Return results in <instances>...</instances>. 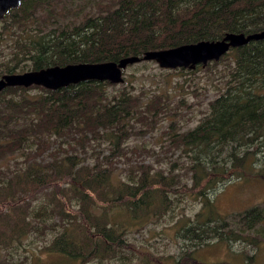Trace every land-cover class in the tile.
Here are the masks:
<instances>
[{"label": "trees", "instance_id": "obj_1", "mask_svg": "<svg viewBox=\"0 0 264 264\" xmlns=\"http://www.w3.org/2000/svg\"><path fill=\"white\" fill-rule=\"evenodd\" d=\"M260 29L264 0H22L0 18V74ZM197 66L220 71L222 87L191 126L163 93L135 91L124 77L0 89V264H87L126 250L149 264H220L194 253L264 243V203L227 213L211 197L231 176L264 179L252 167L264 164V37ZM151 133L161 149L151 161L140 157L146 148L126 147L131 135ZM183 197L199 207L173 221L175 255L127 240ZM28 236L39 246L30 257L18 249Z\"/></svg>", "mask_w": 264, "mask_h": 264}, {"label": "rangeland", "instance_id": "obj_2", "mask_svg": "<svg viewBox=\"0 0 264 264\" xmlns=\"http://www.w3.org/2000/svg\"><path fill=\"white\" fill-rule=\"evenodd\" d=\"M14 50L17 51V49ZM21 62L24 63L26 60L23 59ZM22 66L26 69L24 64ZM17 70L21 69L18 68ZM220 74V71L214 69L211 72L206 71L205 66H197L193 72L172 71L171 69L159 67L152 60H141L130 63L126 65L122 72L124 78L132 79L135 91H138L140 87L147 95L151 91L163 93L167 98V104L179 109V114L176 117L185 126H191L195 123L205 112L207 101L221 89ZM139 84L142 85L139 86ZM166 117L167 114H164L161 118H158L159 121L152 133L157 132L163 125V120ZM152 133L150 135H131L127 140L126 147L135 146L139 148L142 146L146 148L145 151H140L142 153L140 157L145 159V161H151L153 158L152 152H160L161 150L160 147L154 145L155 139ZM175 155L176 153H173L172 157ZM257 155L258 153L254 152V156L257 157ZM140 157L138 154H135L132 164L134 160H138ZM115 165L117 169L114 173L118 174L122 168V164L117 162ZM259 166L264 168V164H261L258 158L254 159L252 167L256 169ZM211 197L218 209L227 213L239 211L251 204L264 203V179L261 180L253 176L247 178L231 176L214 188ZM198 207V201L187 197L176 199L174 200L172 209L162 218L158 221L145 224L139 231H134L132 228L126 234V238L140 251L162 254L172 253L175 255L179 250L181 241L174 236L173 221L181 214H191ZM259 244L258 247H252L244 243H231L229 250L217 245H210L208 246V250L202 248L196 251L194 255L206 262L212 263L264 264V243L260 242ZM241 248H243L242 254L239 253ZM18 249L28 257L32 255L31 252L37 254L39 251L38 239L36 240L28 236L23 239V243ZM139 255L140 258L138 259L132 252L126 250L123 254H119L113 258L100 261L94 259L87 262V264H149L146 261L145 255L142 253ZM245 255H249V257L246 258ZM43 258L47 260L48 257L44 255Z\"/></svg>", "mask_w": 264, "mask_h": 264}, {"label": "water", "instance_id": "obj_3", "mask_svg": "<svg viewBox=\"0 0 264 264\" xmlns=\"http://www.w3.org/2000/svg\"><path fill=\"white\" fill-rule=\"evenodd\" d=\"M20 0H0V17L9 7H14ZM264 37V29L251 32L226 31L216 39H201L164 48L146 49L141 55H123L116 60L77 61L54 64L37 69H26L0 74V89L8 85H41L57 88L81 80H107L117 83L122 81V69L132 62L153 60L161 68L188 67L198 63L205 65L209 60H216L231 46Z\"/></svg>", "mask_w": 264, "mask_h": 264}, {"label": "flooded vegetation", "instance_id": "obj_4", "mask_svg": "<svg viewBox=\"0 0 264 264\" xmlns=\"http://www.w3.org/2000/svg\"><path fill=\"white\" fill-rule=\"evenodd\" d=\"M21 2H22V0H20L19 3H18L17 5H19ZM17 5H16V6H17ZM16 6H14V7H16ZM10 8H12V7H9L8 10H9ZM2 17H3V14H2V16H1L0 18H2Z\"/></svg>", "mask_w": 264, "mask_h": 264}]
</instances>
